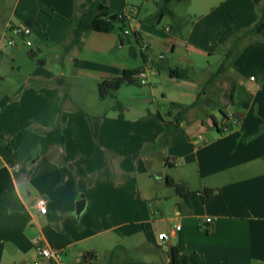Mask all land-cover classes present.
Masks as SVG:
<instances>
[{"label":"crops","instance_id":"1","mask_svg":"<svg viewBox=\"0 0 264 264\" xmlns=\"http://www.w3.org/2000/svg\"><path fill=\"white\" fill-rule=\"evenodd\" d=\"M92 1L94 0H0V51L3 46L10 52L17 47L11 28L26 24L27 21L31 22L29 26L32 29L37 23L44 25L51 21L53 26L50 33L57 31L55 43H68L73 22ZM102 1L115 11H119V4L122 2ZM123 1L127 3L128 0ZM218 3L217 6L209 5L207 10V15L214 20L223 19L225 13L221 12L226 10L228 15L232 12L238 15L242 25L252 26L260 17L259 9L264 0H225ZM173 11L179 22L181 17ZM127 16L131 31H139L142 39L148 41L144 38V32L138 28L144 23L136 19L138 27H135L133 15ZM94 32L97 34L93 35L96 40H100V34L105 33ZM162 32L182 36V25L175 32H171L169 27ZM6 39H9L8 43ZM155 42L159 44L158 47L175 52L176 44L172 41ZM148 43L152 47V43ZM261 46L264 48L263 43ZM42 49L37 46L32 50L42 53ZM150 55L156 57L155 48H150ZM158 55V60L152 58L150 62L153 67H157L159 73L167 64L164 52L161 51ZM160 55L163 57L160 58ZM142 60L141 67L146 63L143 53ZM6 66V62L0 60V68L4 69ZM73 69L89 73L91 71L92 76L105 80L122 75L126 67L114 65L111 69L100 70L74 66ZM235 69L237 68L231 65L211 83L212 86L217 83V86L223 87L225 93L228 92L232 98H235L234 91L241 88L239 81L242 83L243 78L240 73L239 81L231 77L230 73L236 72ZM212 74L210 72L206 75L207 84H210L208 80ZM256 86V90L264 91V76ZM247 90L250 91L251 88L248 87ZM259 91L250 103L239 100V108L225 111V114L242 117L245 135L251 136L258 132L256 129L261 124L260 132H263L252 139L240 138L233 132L226 134L215 124V118H209L208 115L209 122L216 127L217 133H211L201 145L196 144L195 135H200V131H204L206 127L193 124V119H188L189 114L185 116L189 121L185 130H178L159 140L164 127L155 118H152L153 125L160 129H153L150 136L111 129L110 125L118 127L121 124L124 119L120 117L106 118L94 124L83 121L80 117L87 129L77 130V114L81 110L76 107L71 94L60 88L56 97L47 100L22 97L20 107L32 108L29 110L32 114L25 115L26 119L38 123L40 130L32 144L29 141L30 146L24 147L21 144L18 147H6L0 144V264H26L34 259L44 260L36 252L38 238L45 245L61 248L64 260L65 256L70 255L71 260H65L67 264H81L85 255L92 257L86 264H168L173 246L180 253L196 252L204 255L206 264H264V95L261 96ZM4 97L0 96V103ZM194 103L195 106L189 111L203 107L201 100L183 105ZM40 106L44 108L38 109ZM253 109L258 113L252 114ZM2 114H5V109ZM170 115L173 119L169 124H173L174 114ZM2 119L6 124L7 119L3 115L0 116V120ZM225 120L223 114V121ZM183 122H180V128L183 127ZM6 135L8 137L10 133ZM23 138L24 135L21 134L17 142L21 140L22 143ZM148 152L152 156H147ZM116 161L119 162L113 166ZM112 166L115 171L114 181L107 177ZM160 171H166V177L170 175L176 182L185 184L189 190L200 192L212 189L215 192L206 202L202 201L200 194L187 200L177 193L181 201L177 203L176 214L164 219L168 225L169 239L161 240L157 237L156 242H150L146 237L139 236L135 257L129 256L127 245L120 242L121 239L116 240L117 242L93 241L96 236L111 231L125 237L126 234H121L118 228L131 220L116 222L110 227L98 226L96 229L92 227L90 215L86 213L91 202L116 204L118 216L127 212L133 218V215L140 212L137 205L142 200V181L151 182L154 178L160 180L155 176ZM160 181L166 184V181ZM90 193H93L92 199ZM41 195L47 199L48 204V211L44 214L34 205L36 197ZM146 195L150 196L148 193ZM81 199L86 201L80 213L85 214V217L83 222L77 223L74 211L77 201ZM159 203H162V199ZM105 212L111 217L109 211ZM207 218L212 220L208 222ZM143 219L135 218L133 221L140 224ZM180 220H184L185 224L175 222ZM178 225L180 229H177ZM157 229L154 226V230ZM125 232L130 233V230ZM161 232L165 231H159L158 234ZM101 255H104L102 261Z\"/></svg>","mask_w":264,"mask_h":264},{"label":"rangeland","instance_id":"2","mask_svg":"<svg viewBox=\"0 0 264 264\" xmlns=\"http://www.w3.org/2000/svg\"><path fill=\"white\" fill-rule=\"evenodd\" d=\"M222 1L225 2V0ZM222 1L128 0L127 3H124L122 0L118 12L133 15L135 27H138L136 19L144 23L142 27L138 28L144 32L146 36L144 38L152 43L151 48H155L156 57H152L153 60H158L159 52L163 51L167 65L158 74H151L147 84H125L105 99H101L99 96V82L102 80L92 76L91 71L89 73L86 70L73 69V67L101 70L120 65L130 69H139L143 64L141 45L132 36L122 45L119 38V26L112 33L100 34V40L93 38V35H97L96 32L88 31L79 44L68 50L65 47L67 43H55L54 38H56L57 31L53 34L50 33L53 26L51 21H47L44 25L39 23L35 25L29 37L32 45H28L27 39L23 36L14 34L17 47L10 52L3 46L0 51V60L6 62L7 65L4 69L0 68V96H5L0 103V116L3 115L7 119L6 124L3 119L0 120V144L6 147H18L21 144L24 147L30 146L29 141L32 144L40 129L38 123L26 119L25 115L32 114L29 111L32 108L20 107V100L22 97L37 100L51 99L56 97L59 88L66 93L68 91L71 94V99L75 101L76 107L81 110L77 114V130L79 128L87 129L86 125L80 121V117L84 119L83 121H88L91 124L99 123L106 118L118 119L120 117L124 120L118 127L110 125L111 129L117 128L125 133L138 132L150 136L153 129H156L152 122V118H155V121L161 123L162 128L164 127L163 134L159 137V140H163L171 134L166 130L172 126V123L169 124L173 119L170 114L176 113L173 104L201 100L203 107L187 113L189 114L188 119H193V124L206 127L204 131H200V135L199 133L195 135L196 144H203L211 133L213 135L217 133L216 127L210 124L208 115L209 118L216 119L219 129L223 133L233 132L240 138H250V135H245L242 117L238 115L232 122L231 128L223 131L225 121H223L222 112L237 110L238 104H240H237L239 100H246V103H250L255 93L259 91L256 90V83L264 76V48L261 46V43L264 44V35L253 33L240 39L239 36L242 32L254 25H242L238 15L234 12L230 16L228 11L223 10L221 13H225V15L223 19L219 20H214L209 14L207 15L209 5L216 4L217 6L218 2ZM160 8L175 10L181 17L179 23L182 25V36H173L162 32L176 21L170 14H165L159 22L155 21L153 24L147 21L148 18L154 17ZM124 10L126 12H123ZM48 12L51 13V10ZM14 21L17 20L14 19ZM129 30L131 31L130 27ZM155 40L172 41L176 44L175 52L171 53L164 47H158L159 44ZM8 42L9 39H6V43ZM98 44L99 47H97ZM37 46L43 48L42 53L39 52L37 57L33 58L30 52ZM130 46L134 47L136 54L130 51ZM39 59H43L45 63L40 64ZM224 61L227 68L231 65L237 68L235 70L238 73L237 71L231 72V77L238 80L240 74L243 76L242 83L238 80L242 86L234 91L235 98H232L228 92L225 93V89L217 86L216 82L212 86L206 81V75L210 72H217ZM150 65L153 66V63L150 62ZM172 67L187 69L188 76L178 80L171 79L169 68ZM248 87L251 88L250 91L247 90ZM259 93L261 96L264 95V91H259ZM232 100L233 103H231ZM118 104L121 107H118ZM39 108L44 107L40 106ZM4 109L5 114H2ZM32 112L37 113V111ZM98 113L100 115H96ZM255 113L258 112L253 109L252 114ZM188 119L184 117L183 127L176 131L185 130L189 125ZM262 125H259L256 130H262ZM157 129L160 128L157 126ZM4 132L10 133V135L7 137ZM260 133L252 136L251 139ZM21 134L24 135L22 143L21 140L17 142ZM147 156H152L151 152H148ZM118 162H113V166H116ZM113 166L107 177L114 181L116 179ZM102 177L104 178L105 175L103 174ZM142 190V200L137 205V208L140 207V212L133 215V218L127 212L118 216L116 204L91 202L86 213L90 215L92 227L96 229L98 226L110 227L116 222L123 223L125 220H131L127 225L118 228L121 234H126L125 237L116 231H111L96 236L93 241L103 243L104 241L117 242L116 240L121 239L120 242L127 245L129 256L135 257L138 252L135 250V246L139 236L146 237L150 242H156L159 231L168 232V225L164 219L176 214L177 203L181 201L177 191L155 178L151 182L143 180ZM155 195L157 199H155ZM90 197L93 198V193H90ZM160 199H162L161 204L159 203ZM105 211H109L111 217H108ZM144 213L145 215H143ZM84 215H77L75 209L74 217L77 223L84 221ZM135 218H144L143 223H136L133 221ZM175 222L181 225L185 224L184 220ZM154 226H157L158 229L154 230ZM126 230H130V233H126ZM100 258L102 261L104 255H101ZM65 260H71V256H65Z\"/></svg>","mask_w":264,"mask_h":264},{"label":"trees","instance_id":"3","mask_svg":"<svg viewBox=\"0 0 264 264\" xmlns=\"http://www.w3.org/2000/svg\"><path fill=\"white\" fill-rule=\"evenodd\" d=\"M168 2L170 0H167ZM260 17L258 21L254 24L253 27L246 29L242 32L239 36L240 39L243 36H249L253 33H258L260 35H264V4L260 7ZM116 14L115 19H111V16ZM165 14H170L172 17L175 18V13L170 8H160L159 11L156 13L154 17H150L147 19L148 22L154 23L155 21L159 22ZM26 24L31 25L30 21H27ZM119 26L120 28V42L122 45L125 44L126 40L132 36L135 39V35H139V31H132L133 33L127 34L125 32L126 29H129L128 23V16L125 13H121L115 11L113 8L109 7L108 5L104 4L101 0H94L90 3V5L82 12V14L73 22L69 42L67 43L66 50L70 47L79 44L82 41L84 34L88 31H97V32H105L110 33L113 32L116 27ZM180 23L176 20L175 23L169 26V30L171 32H175L178 30ZM130 51L134 54L135 50L133 46H130ZM230 54V53H229ZM228 54V55H229ZM30 55L33 58H36L38 53L34 50H31ZM40 64H44L43 59L38 60ZM142 68V67H141ZM139 69H129L126 68L123 71V74L120 76H115L110 79L102 80L99 83V96L101 99L107 98L108 95L112 94L113 92L119 90L125 84H141L135 78L134 75L138 73ZM227 70L226 62L224 61L217 72L213 73L209 78L208 82L212 83L217 80L225 71ZM169 75L170 77L174 78H182L188 76L187 69H180V68H169ZM195 106V103L192 105H183L181 103H174L173 107L176 109V113L174 114V123L170 128L166 130L167 133H173L178 128H180V122L184 119L188 111ZM118 107H121L118 104ZM224 116L227 115L223 112ZM215 124L216 121L214 119ZM219 128V127H218ZM221 131V130H220ZM260 130L250 138L256 134H258ZM166 184L175 188L177 193L183 196L187 200H191L196 198L199 194L202 197V201L206 202L209 200L213 194L214 190L212 189H204L200 192L189 190L188 187L183 183H178L175 181L173 177L167 175ZM92 257L90 255H85L81 264H86L87 261L91 260ZM132 264H145V263H132ZM168 264H206L205 257L202 254L192 252V253H180L179 249L176 246L171 248V260Z\"/></svg>","mask_w":264,"mask_h":264},{"label":"built area","instance_id":"4","mask_svg":"<svg viewBox=\"0 0 264 264\" xmlns=\"http://www.w3.org/2000/svg\"><path fill=\"white\" fill-rule=\"evenodd\" d=\"M12 32L18 36H23L26 38V42L28 45H32L31 40L29 39L32 28L31 26L24 24V25H15L12 27ZM125 32L127 34L133 33L129 29H126ZM135 39L141 45V52L145 54V65L140 68L138 73L134 75V78L141 84H147L150 80L151 74L158 73L157 67H153L150 65V61L152 59L150 55V44L142 39L140 35H135ZM163 55H160V58H162ZM226 120L223 123V131H227L231 128L232 122L235 120L234 114H229L227 117H225ZM35 207L39 210L40 213L44 214L47 213L48 207H47V199L44 196H38L35 199L34 202ZM212 219L207 218V221L210 222ZM177 229H180V226H177ZM158 238L161 240H167L169 239V234L167 232H161L158 234ZM36 252L42 257V259H34L31 261H28V264H67V262L64 260L63 257V251L60 249L52 248L48 245L43 244V240L41 238H38L36 241Z\"/></svg>","mask_w":264,"mask_h":264},{"label":"water","instance_id":"5","mask_svg":"<svg viewBox=\"0 0 264 264\" xmlns=\"http://www.w3.org/2000/svg\"><path fill=\"white\" fill-rule=\"evenodd\" d=\"M115 18H116V14L111 16V19H115ZM155 176L160 180L167 181L166 171L157 172V173H155ZM85 203H86V201L84 199L77 201V203H76L77 215H80V213L83 211V209L85 207Z\"/></svg>","mask_w":264,"mask_h":264}]
</instances>
